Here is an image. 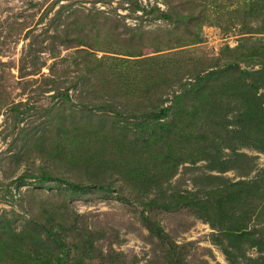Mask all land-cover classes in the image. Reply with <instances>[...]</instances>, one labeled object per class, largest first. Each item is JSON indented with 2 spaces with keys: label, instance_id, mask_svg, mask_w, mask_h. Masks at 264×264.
<instances>
[{
  "label": "rangeland",
  "instance_id": "374dc122",
  "mask_svg": "<svg viewBox=\"0 0 264 264\" xmlns=\"http://www.w3.org/2000/svg\"><path fill=\"white\" fill-rule=\"evenodd\" d=\"M261 61L264 0H0V264H264Z\"/></svg>",
  "mask_w": 264,
  "mask_h": 264
},
{
  "label": "trees",
  "instance_id": "16d2710c",
  "mask_svg": "<svg viewBox=\"0 0 264 264\" xmlns=\"http://www.w3.org/2000/svg\"><path fill=\"white\" fill-rule=\"evenodd\" d=\"M258 64L261 65L262 69H258L256 71H249L248 68H241L239 70V74L241 76L247 78L248 76L250 77L252 74L263 73L264 72V61L258 62ZM214 77H215L214 74L206 75V77L204 76L203 78L201 77L199 79V81L197 82V87L202 88L201 91H200L201 93H204L205 90H209V94L205 96V97H207V98H205V101L207 102V105L210 104V105H213L215 107L217 103L215 102L214 98L212 97V92H211L210 88L206 89L207 86L210 87L209 86V81L211 82V79H213ZM166 112H167L166 108H161L160 110H158V112H156V111L154 113L152 112L151 115L149 116V118L150 117H158L160 115H166ZM171 158H172V160H174L175 159V155H172ZM45 178H48V179H51V180H56V181L64 183V184H68V185H70L72 187H75L77 189H82V188L87 186L85 184L83 185V184H81L79 182H76V181L72 182V181H69V180H66V179H63V178H59L57 176H48V175H46ZM88 186H90V185H88ZM99 188H101L103 190H107V191H114L113 188L104 187L102 185H100ZM159 233H162V232H159Z\"/></svg>",
  "mask_w": 264,
  "mask_h": 264
}]
</instances>
